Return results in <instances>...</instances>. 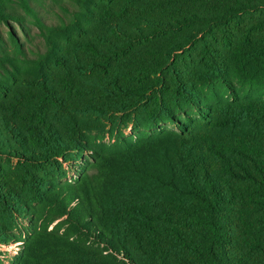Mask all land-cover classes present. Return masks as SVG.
<instances>
[{"label":"trees","instance_id":"trees-1","mask_svg":"<svg viewBox=\"0 0 264 264\" xmlns=\"http://www.w3.org/2000/svg\"><path fill=\"white\" fill-rule=\"evenodd\" d=\"M53 1L0 0L10 264H264V0Z\"/></svg>","mask_w":264,"mask_h":264},{"label":"rangeland","instance_id":"rangeland-1","mask_svg":"<svg viewBox=\"0 0 264 264\" xmlns=\"http://www.w3.org/2000/svg\"><path fill=\"white\" fill-rule=\"evenodd\" d=\"M37 3L39 4V9H40V12L42 13V17L46 21L58 22L59 17L62 16L64 13L62 9L59 7V5L56 4L53 0H37ZM9 26L13 27L15 31L19 35H21V31L19 30V27L15 22H10ZM30 28H31L30 30L31 47L32 48L43 47V41L39 35V31L37 30V28L33 25H30ZM164 126L169 127V128L171 127V125H164ZM112 129H113V133L111 132ZM119 130L123 131L125 135H130L133 131L130 125L127 127H124L123 123H119L114 128L111 125H108L104 132L94 134V136L100 142L111 144L115 140V137L117 136ZM148 131H152V130H148ZM68 175L70 177L73 176L72 173H69ZM17 247L19 246H14V247H9L8 249H3L0 246V259L2 260V264H10V262L13 260V258L16 255L15 251L18 252Z\"/></svg>","mask_w":264,"mask_h":264},{"label":"built area","instance_id":"built-area-1","mask_svg":"<svg viewBox=\"0 0 264 264\" xmlns=\"http://www.w3.org/2000/svg\"><path fill=\"white\" fill-rule=\"evenodd\" d=\"M20 242H9V243H3V244H0V246L3 248V249H8L9 247H14V246H19L17 247L18 251L20 250ZM15 253L17 254V252L15 251Z\"/></svg>","mask_w":264,"mask_h":264}]
</instances>
